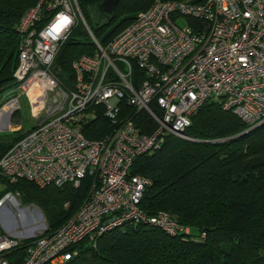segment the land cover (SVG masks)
Instances as JSON below:
<instances>
[{
	"label": "built area",
	"instance_id": "2783aa9c",
	"mask_svg": "<svg viewBox=\"0 0 264 264\" xmlns=\"http://www.w3.org/2000/svg\"><path fill=\"white\" fill-rule=\"evenodd\" d=\"M79 26L96 50L73 62L74 84L65 89L54 61ZM16 32L13 78L31 106L33 127L0 155V185L24 180L40 188L77 189L86 179L90 185L83 204L59 228L34 237L0 231V264H14L18 250L21 264H66L79 255V245L94 248L103 235L127 226L155 228L169 237L187 234L168 213L147 215L140 208L151 181L133 176L131 167L170 136L190 140L185 132L207 102L248 130L264 123V0H154L104 47L77 0H39ZM134 66L142 73L138 81ZM122 101L136 114L145 112L154 131L142 133L134 118L122 119ZM19 108L18 99L1 108L0 130H11ZM98 108L111 131L88 139L82 131ZM11 193L0 199V210L10 214Z\"/></svg>",
	"mask_w": 264,
	"mask_h": 264
},
{
	"label": "trees",
	"instance_id": "16d2710c",
	"mask_svg": "<svg viewBox=\"0 0 264 264\" xmlns=\"http://www.w3.org/2000/svg\"><path fill=\"white\" fill-rule=\"evenodd\" d=\"M38 1L0 0V107L17 94L13 78L18 62L16 27ZM101 1L77 3L102 47L154 2L119 0L112 20L100 25L102 17L96 5ZM91 17L95 26L89 23ZM95 50L82 26L71 32L53 66L65 89L74 84L73 62ZM141 77L134 66L133 78L138 81ZM97 114L82 131L88 139H100L111 131L101 108ZM127 116L134 118L142 133L154 131L155 125L145 112L136 114L122 101L120 117ZM185 134L190 140L170 136L159 151L137 157L131 174L151 181L140 208L147 215L166 212L189 232L169 237L155 228L127 226L103 235L94 248L79 245V255L66 264H264V123L248 130L231 113L207 102ZM18 140L0 141V155ZM89 185L86 179L77 189L70 185L40 188L21 180L15 185L4 184L6 190L0 199L7 192L17 193L25 203L39 207L50 230H55L77 212L87 198ZM19 252H14V264L22 262L23 253Z\"/></svg>",
	"mask_w": 264,
	"mask_h": 264
},
{
	"label": "rangeland",
	"instance_id": "374dc122",
	"mask_svg": "<svg viewBox=\"0 0 264 264\" xmlns=\"http://www.w3.org/2000/svg\"><path fill=\"white\" fill-rule=\"evenodd\" d=\"M86 23L88 22L86 21ZM89 23L95 26L94 19L92 17L90 18ZM105 23L106 21L101 19L99 24L102 25ZM178 25L180 27H185L186 23L181 20L178 22ZM78 39L82 40L83 38L78 37ZM89 40L91 42L90 37ZM15 90L17 91L15 97L19 99L20 108L9 121L11 130H0V141L5 143H13L22 135H26L33 127L31 106L27 99L24 98L22 94L18 93L17 86ZM177 139L183 140L180 138ZM5 190L6 187L4 185H0V194ZM8 197L10 199H7V203L10 207L9 209L11 211V214L7 212L8 210L6 209L0 210V231L2 233H5L4 228H6L12 233L22 234L26 237H34L42 233L45 229H50L49 223L47 222L44 213L39 207L32 203H25L17 193H11V197ZM13 200H15L17 205H14ZM64 207L67 208L68 205L66 204ZM20 209H24L23 211H21V214H19Z\"/></svg>",
	"mask_w": 264,
	"mask_h": 264
},
{
	"label": "water",
	"instance_id": "95a60500",
	"mask_svg": "<svg viewBox=\"0 0 264 264\" xmlns=\"http://www.w3.org/2000/svg\"><path fill=\"white\" fill-rule=\"evenodd\" d=\"M119 0H103L96 5V11L106 22L112 20Z\"/></svg>",
	"mask_w": 264,
	"mask_h": 264
},
{
	"label": "crops",
	"instance_id": "0c3cea01",
	"mask_svg": "<svg viewBox=\"0 0 264 264\" xmlns=\"http://www.w3.org/2000/svg\"><path fill=\"white\" fill-rule=\"evenodd\" d=\"M14 99H18V98H16V97L11 98V99H10L7 103H5L1 108L6 107L7 104H8L11 100H14ZM18 100H19V99H18Z\"/></svg>",
	"mask_w": 264,
	"mask_h": 264
},
{
	"label": "bare ground",
	"instance_id": "6f19581e",
	"mask_svg": "<svg viewBox=\"0 0 264 264\" xmlns=\"http://www.w3.org/2000/svg\"><path fill=\"white\" fill-rule=\"evenodd\" d=\"M6 110V109H5Z\"/></svg>",
	"mask_w": 264,
	"mask_h": 264
}]
</instances>
